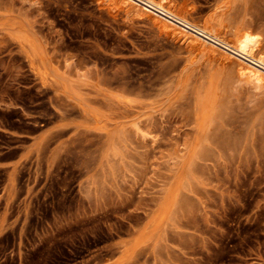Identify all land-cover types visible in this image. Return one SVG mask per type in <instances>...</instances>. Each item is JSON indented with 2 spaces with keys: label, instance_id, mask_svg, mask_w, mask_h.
Instances as JSON below:
<instances>
[{
  "label": "rangeland",
  "instance_id": "1",
  "mask_svg": "<svg viewBox=\"0 0 264 264\" xmlns=\"http://www.w3.org/2000/svg\"><path fill=\"white\" fill-rule=\"evenodd\" d=\"M232 40L264 0H172ZM97 0H0V264H264V89Z\"/></svg>",
  "mask_w": 264,
  "mask_h": 264
},
{
  "label": "bare ground",
  "instance_id": "2",
  "mask_svg": "<svg viewBox=\"0 0 264 264\" xmlns=\"http://www.w3.org/2000/svg\"><path fill=\"white\" fill-rule=\"evenodd\" d=\"M110 12L125 17L149 19L162 33L179 38L189 53L207 48L212 56L233 64L238 79L254 90L264 89V48L261 37L246 29L232 40L213 29L209 21L198 25L184 15L172 0H97ZM208 50V51H209Z\"/></svg>",
  "mask_w": 264,
  "mask_h": 264
}]
</instances>
